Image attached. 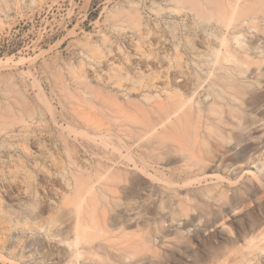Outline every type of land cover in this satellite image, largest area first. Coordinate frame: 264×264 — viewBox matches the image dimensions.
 <instances>
[{
    "label": "rangeland",
    "instance_id": "374dc122",
    "mask_svg": "<svg viewBox=\"0 0 264 264\" xmlns=\"http://www.w3.org/2000/svg\"><path fill=\"white\" fill-rule=\"evenodd\" d=\"M195 1L200 5L192 0H0V242H5L0 243V264L66 262V246L52 234L64 230L61 235L70 236L66 202L72 173L102 156L136 174L127 158L142 161L141 141L168 130V117L152 120L146 111L155 103L168 105L172 71L187 72L186 87L180 89L188 96L186 105L207 108L212 100L207 92L223 74L216 62L219 47L212 43L220 33L241 54V46L251 43L247 55L262 62L243 66L239 79L249 85L244 94L220 102L219 113L205 110L209 126L225 136L215 141L208 174L225 178L192 180L180 193H198L216 182L226 196L189 201L205 215L180 237L170 225L178 205L171 201L155 214L151 205L143 207L141 213L156 215L159 223L166 218L170 228L158 256L169 261L172 251L178 261L150 257L138 263L193 264L198 252L200 264H264V32L247 22L221 25L224 13L218 3L226 0ZM228 104L241 111L239 119ZM137 127L150 132L135 140L129 132ZM247 134L255 141L246 142ZM255 146L257 152L248 158ZM180 166L164 152L152 164L153 174L193 178L194 172H178ZM245 169L254 175L244 174ZM139 183L152 186L145 178ZM154 192L159 205V191Z\"/></svg>",
    "mask_w": 264,
    "mask_h": 264
},
{
    "label": "bare ground",
    "instance_id": "6f19581e",
    "mask_svg": "<svg viewBox=\"0 0 264 264\" xmlns=\"http://www.w3.org/2000/svg\"><path fill=\"white\" fill-rule=\"evenodd\" d=\"M215 1L206 0L205 3H214ZM192 3L200 5L195 0H192ZM218 5L222 7V12L224 13L223 19L219 21L221 25L228 27L232 23L234 28L236 25H242L247 22L249 28H255L258 31L259 26H262V31L264 32V0H226L225 2L220 1ZM259 21L261 25L256 24ZM236 32H238L237 28ZM238 42L239 44L241 43V41ZM212 43L219 47L216 49V62L218 68L223 70V74L220 73L217 76L215 82L211 84L212 88L207 92V94L212 95L211 103L207 108L201 105L197 107L187 106L188 96L186 91L180 90L182 87H186L187 72L182 69L180 75L172 71L168 80V105L155 103L151 105L150 110L146 111L152 120L156 118L161 122L168 117V120H170L168 130L154 133L151 138L147 137L141 141L144 153L142 161H136L130 157L127 158L132 163L133 172L136 174L114 166L110 162L103 160L102 158L104 157L102 156L91 161L84 169H77L72 173L71 194L69 201L66 202V204L70 205L68 210L72 217L71 225H69L70 236L61 235L62 232H65L61 230L59 233V229L57 234H52L59 235L60 241L66 246L67 253L65 254L66 262L64 264H137L150 257L152 259L153 257H158V259L162 257L163 261L167 262V257L158 256L161 254L160 247L168 244L170 235V228L165 226L166 218L160 217L159 223V220L156 221L158 218L156 215L153 217L148 212H144L145 214L141 213L142 208L151 205L154 209L151 206L149 208H152V213L155 214L161 211L160 206L165 209L167 203L171 205L172 203L169 202L173 201L180 210L177 212L179 216L175 212L177 214V216L174 214L176 218L172 215L170 225L172 223L175 224L173 226L174 230L177 229L175 235L180 237L184 231H187L189 226L195 225V221L199 220L200 222L202 214H204L196 212L197 208L195 206L192 207L189 201H199L202 196L208 199L226 196L227 191L220 189L222 186H219L216 182L213 185L208 184L198 193L186 191L184 196H181L180 188L191 183L192 180L202 183L203 181L207 182L214 179L218 181L220 178H225L217 173L208 174V170L214 166L212 162L216 157L215 150L218 145L215 141L219 138H225V136L209 126L210 117L205 115V110L211 114L219 113L220 109H222L220 102L228 103V96L232 99H237L239 95L244 94L246 87L249 85L241 83L242 81L239 79V76L246 71L243 66L245 65L248 68L252 63L259 64L262 60L254 61L247 55V51L253 48L251 43L246 44V47L241 46L244 50L243 54L233 49L230 43L227 42L226 37L221 33L215 35ZM220 47L224 48L222 53H220ZM262 53L261 57L264 58V47ZM21 59L22 57L19 60ZM225 63H231L233 66L225 65ZM237 75L238 77H236ZM86 102L82 99V104ZM87 104L88 106L90 105L88 102ZM83 108L85 109V105H83ZM229 113L232 117L239 119L241 111L236 106H229ZM83 118L89 121V115L83 116ZM143 125L145 124L143 123ZM149 132L150 129L137 127L130 130L129 134L135 140H142ZM245 141L254 142L255 136L247 134ZM257 150L258 146L251 147L247 153L248 158L253 156ZM164 152H168V159L176 157L181 162L178 172H194L193 178L177 179L178 177L170 178L169 176L168 178H159L154 175L152 164L158 163L160 154ZM124 163L125 166L129 165L128 162ZM229 166L234 167V164ZM244 174L254 175V172L245 169ZM144 178L149 179L153 189L140 185L139 180ZM228 181L230 182V179ZM155 188L159 191L161 197L159 205H156L152 198L153 194H156L154 192ZM164 203L165 205H163ZM149 208L147 211L150 210ZM191 213H193L194 217ZM170 214H172V211ZM153 218L156 220H153ZM197 231L195 233H198ZM262 234L264 235V232ZM0 243L3 244L5 242ZM4 247L6 246L4 245ZM232 248L233 245L229 251ZM47 252L45 253L46 255L51 253ZM171 252L170 255L167 254L170 258L169 261H175L176 263L178 261V259H175L177 256L175 257ZM196 255V258L192 257L194 258L192 263L200 264V261L203 260V255ZM49 257L48 259H50ZM163 261L161 262L162 264ZM169 261L168 263H170Z\"/></svg>",
    "mask_w": 264,
    "mask_h": 264
}]
</instances>
